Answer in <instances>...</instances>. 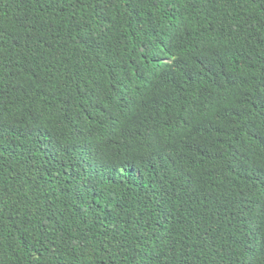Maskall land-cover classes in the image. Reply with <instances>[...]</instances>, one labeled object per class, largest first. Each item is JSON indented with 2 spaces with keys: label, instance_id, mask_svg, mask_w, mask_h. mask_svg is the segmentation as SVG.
<instances>
[{
  "label": "trees",
  "instance_id": "1",
  "mask_svg": "<svg viewBox=\"0 0 264 264\" xmlns=\"http://www.w3.org/2000/svg\"><path fill=\"white\" fill-rule=\"evenodd\" d=\"M0 264H264V0H0Z\"/></svg>",
  "mask_w": 264,
  "mask_h": 264
}]
</instances>
